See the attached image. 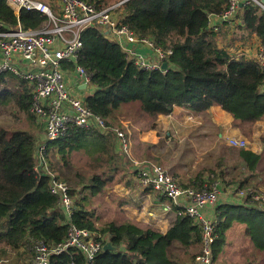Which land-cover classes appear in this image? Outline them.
<instances>
[{
	"label": "trees",
	"instance_id": "16d2710c",
	"mask_svg": "<svg viewBox=\"0 0 264 264\" xmlns=\"http://www.w3.org/2000/svg\"><path fill=\"white\" fill-rule=\"evenodd\" d=\"M85 1L97 10L107 7L104 0ZM228 3L229 0H127L118 7L122 25L171 51L168 67L162 71L136 69L99 26L87 28L77 60L90 76L93 88L84 99L87 108L109 127L124 129L122 122H130L145 131L155 128L158 118L170 115L174 108L185 107L205 115L211 107L218 106L232 117L233 126L249 137L256 124L264 123V72L255 60L232 58L218 45L217 32L209 26L213 17L227 10ZM237 17L242 23L240 30L255 34L264 43L263 12L254 5H243ZM45 20V16L25 10L15 15L7 0H0V32L18 25L24 30H38ZM4 102L35 126L17 129L0 125V264L30 260L31 247L37 242L50 246L61 243L70 223L91 232L102 244L95 264H198L195 258L200 253L201 235L191 218L171 210L167 229L161 232L129 220L103 222L96 207L87 201L85 194L96 196L114 185H133L131 159L118 148L110 128L101 131L95 127H71L59 139L46 142L43 126L30 112L31 88L11 73L0 75V104ZM43 143V165L37 169V152ZM102 150L109 160L105 171L83 179L78 171L65 169L71 152ZM237 152H231V156L241 159L248 170L255 169L260 155L244 149ZM138 160L155 163L156 158L147 155ZM215 172H200L184 187L201 190L204 185L218 182L219 173ZM206 173L213 176L207 182L203 179ZM221 178L224 179L222 174ZM54 179L69 187L70 215L51 191ZM238 183L242 188L243 180ZM216 210L214 259L225 244L226 232L236 224L244 226L254 249L264 252V204L246 197L241 205L223 204ZM107 242L112 249L104 251ZM13 252L14 262L5 259ZM84 263L83 255L76 250L50 260V264Z\"/></svg>",
	"mask_w": 264,
	"mask_h": 264
},
{
	"label": "built area",
	"instance_id": "2783aa9c",
	"mask_svg": "<svg viewBox=\"0 0 264 264\" xmlns=\"http://www.w3.org/2000/svg\"><path fill=\"white\" fill-rule=\"evenodd\" d=\"M55 1L58 14H54L40 0H7L14 12H36L45 16L46 20L38 30H24L18 25L0 32V75L11 73L31 88L30 112L34 115L35 122L43 126V139L46 142L59 139L71 127H95L101 131L110 128L116 136L118 148L131 159L139 187L151 189L163 196L167 201L164 206L166 213L175 210L177 215L191 218L199 227L201 246L195 262L215 264L213 243L217 238V222L216 218L207 215L206 210L219 200V183L215 181L208 186L204 185L201 190L185 188L161 165L133 158L129 122H122L124 129L109 127L84 103L85 97L91 94L93 88L90 76L83 67L77 65V60L82 48V35L87 28L99 26L104 36L116 42L125 58L138 70L162 71L161 66L168 61L171 51L155 46L148 38L138 37L120 23L116 10L127 0L101 10L85 0ZM243 5H254L264 13V0H229L227 10L213 17L209 27L216 32L223 23L232 22ZM143 48L148 53H143ZM254 60L264 72V43L258 46ZM82 85L85 86L84 89L80 88ZM229 146L245 149L247 143L243 139H231ZM44 147L43 143L38 151L41 165ZM51 191L70 215L72 200L68 185L54 179ZM238 195L243 200L249 197L252 202L264 204L263 189L240 190ZM101 249L102 244L91 232L70 223L67 236L61 243L51 246L44 242L35 243L30 250L32 259L29 264H50L52 256L68 253L70 250L80 252L84 257V264H95Z\"/></svg>",
	"mask_w": 264,
	"mask_h": 264
},
{
	"label": "crops",
	"instance_id": "0c3cea01",
	"mask_svg": "<svg viewBox=\"0 0 264 264\" xmlns=\"http://www.w3.org/2000/svg\"><path fill=\"white\" fill-rule=\"evenodd\" d=\"M40 1L52 10H57L55 0ZM120 1L122 0H117L112 5ZM14 14L18 15L19 13L14 12ZM241 24L240 19L235 16L232 22L225 26L229 27L232 32L231 37H235L237 33H240L241 36V40L237 42L239 48L232 51L226 49V51L232 58L243 57L254 60L258 46L262 44L261 39L255 34H251L248 40L245 39V32L239 29ZM141 51L145 54L148 53V50L144 48ZM258 124L253 127L250 136L246 137L239 128L233 126L232 117L218 106L211 107L205 115L192 113L185 107H177L173 109L170 115L160 116L156 127L150 130L143 131L136 124L129 122L130 149L132 156H135L136 159H142L147 155L156 158L155 163L163 165L166 172L182 187L187 185L198 173L216 170L215 173H219L218 177L220 178L218 179L220 196L218 202L206 210L207 215L215 218L218 206L243 204V198L238 195L240 190L249 188L264 190V168L262 167L264 163V144L256 139L258 127L264 129V126L263 123ZM168 128H175L174 131L170 129L175 135H171V131L168 130L170 133L167 131ZM164 132H166L165 137H163ZM171 136L177 139V144L179 143L177 147L178 149L181 148V157L164 150L163 144H166L165 141L170 140ZM231 139L245 140L247 146L244 150L260 155L259 163L255 169L248 170L241 159L237 156L235 158L231 156V152L237 155V151L242 150L230 147L229 140ZM191 156L198 157L196 161L192 158V161L196 162L192 170L194 164L190 166V160L188 159ZM172 162L173 164H171ZM108 166L109 160L105 150L82 151L80 153H70L65 169L71 173L77 170L83 179H87L89 175L105 171ZM221 174L224 179L221 178ZM203 176L206 182L208 177L209 180L213 178L212 174L209 173ZM227 180L229 181L228 184L225 183ZM240 180H243L244 183L242 188L239 187L238 181ZM113 192L119 198L114 197ZM111 195L113 197H110ZM85 197L92 204L95 203L96 199L101 198L103 203L102 213L112 216V220L117 223L124 222L126 219L138 225L143 223L146 226H153L161 232H165L167 229L168 213L164 211V206L167 204L166 199L155 192L140 188L135 177L131 187L115 185L113 190H104L96 196L85 194ZM120 216L122 220L118 221L114 218ZM106 220H110V218ZM238 226L241 225L236 224L228 231Z\"/></svg>",
	"mask_w": 264,
	"mask_h": 264
},
{
	"label": "rangeland",
	"instance_id": "374dc122",
	"mask_svg": "<svg viewBox=\"0 0 264 264\" xmlns=\"http://www.w3.org/2000/svg\"><path fill=\"white\" fill-rule=\"evenodd\" d=\"M105 3L108 6H111L115 1L117 0H104ZM54 14H58V8L57 10H53ZM229 23L224 24L222 27L220 26L217 32V43L221 48L227 49L229 51H232L233 49H238L239 44H237L238 41L241 40L240 33H237L235 37H231L232 32L229 30V27L227 26ZM244 38L249 39L250 35H247L246 32L244 33ZM24 70V69H22ZM92 90V89H91ZM3 104V103H2ZM0 104V125H3L8 128H17V129H28V128H33L35 125L31 124L26 117L23 114L17 113L15 109L12 110V107L9 102H4V105ZM36 124V123H35ZM133 124V123H132ZM259 125V124H257ZM264 126V123L262 124ZM116 128H120L119 126H115ZM173 131L175 128H168L167 131ZM168 131V132H169ZM171 131V135H175ZM170 133V132H169ZM166 136V132H164L163 137ZM167 139V137H166ZM257 141L264 144V129L262 127H258V134H257ZM165 141V139H164ZM166 144H163L164 150H168L170 154H174L177 157L182 156L181 148L178 149V144H177V139L175 137L171 136V139L168 141H165ZM248 142V141H247ZM77 153V152H75ZM80 153V152H79ZM132 154V152H131ZM188 155V154H186ZM135 158V156H133ZM192 158L196 161L198 159L195 157L188 158L189 165L192 166L191 170L194 169L196 162L194 163L192 161ZM174 162V161H173ZM173 162L171 164H173ZM159 164V163H158ZM161 165V164H160ZM38 166V163H37ZM42 166V165H41ZM164 169L165 167L161 165ZM264 168V163L262 165ZM77 171V170H76ZM264 171V169H263ZM115 186V185H114ZM114 186L112 188H106L104 190H113ZM255 188V187H254ZM257 189V188H255ZM103 190V191H104ZM102 191V192H103ZM101 192V193H102ZM114 193V192H113ZM100 195V194H99ZM114 197H117V195L114 193ZM111 195L110 197H113ZM119 198V197H117ZM98 201V202H96ZM94 201L95 203L99 204H92L90 203L91 206H95L98 214L101 216V221H113L112 216H108L107 213L103 214L102 213V199H96ZM107 218H110V220H106ZM115 219L122 220V217H114ZM126 220V219H125ZM124 220V221H125ZM142 227H144L143 223H141ZM235 226V225H233ZM232 226V227H233ZM226 243L223 245L221 248L220 252H218V255L216 259H214L215 264H264V252H259L254 249V247L248 242V236L245 234V228L243 225L238 226L236 228H232L230 231H227L226 233ZM32 254V253H31ZM15 252L11 253L8 255V261L14 262L15 261ZM32 259V257H31ZM30 260H22L21 264H29Z\"/></svg>",
	"mask_w": 264,
	"mask_h": 264
},
{
	"label": "water",
	"instance_id": "95a60500",
	"mask_svg": "<svg viewBox=\"0 0 264 264\" xmlns=\"http://www.w3.org/2000/svg\"><path fill=\"white\" fill-rule=\"evenodd\" d=\"M240 6H241V4H240ZM168 67V63L167 62H164L163 64H162V66H161V68L164 70V69H166ZM84 85H82L80 88L81 89H84ZM36 161H37V163H38V166H36V168L37 169H39V166L41 165V160H40V158H39V153L37 152V157H36ZM110 249H112L111 248V246H110V243L109 242H107L104 246H103V250L104 251H106V250H110Z\"/></svg>",
	"mask_w": 264,
	"mask_h": 264
}]
</instances>
